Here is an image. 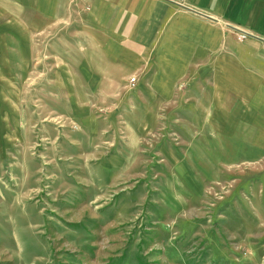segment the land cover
<instances>
[{
    "label": "rangeland",
    "instance_id": "rangeland-1",
    "mask_svg": "<svg viewBox=\"0 0 264 264\" xmlns=\"http://www.w3.org/2000/svg\"><path fill=\"white\" fill-rule=\"evenodd\" d=\"M76 48L48 36L26 70L0 62V264H264L244 127L218 137L195 109L151 125L127 83L77 77Z\"/></svg>",
    "mask_w": 264,
    "mask_h": 264
},
{
    "label": "crops",
    "instance_id": "crops-1",
    "mask_svg": "<svg viewBox=\"0 0 264 264\" xmlns=\"http://www.w3.org/2000/svg\"><path fill=\"white\" fill-rule=\"evenodd\" d=\"M0 16V62L22 72L64 34L77 77L105 93L127 83L147 97L149 124L206 111L213 134L244 127L264 152V0H0Z\"/></svg>",
    "mask_w": 264,
    "mask_h": 264
},
{
    "label": "built area",
    "instance_id": "built-area-1",
    "mask_svg": "<svg viewBox=\"0 0 264 264\" xmlns=\"http://www.w3.org/2000/svg\"><path fill=\"white\" fill-rule=\"evenodd\" d=\"M247 35H248L247 33L243 32V33H241V34L239 35V39H240V40H243V39H245V38L247 37ZM136 81H137L136 77L133 76V77L130 79V85L134 86Z\"/></svg>",
    "mask_w": 264,
    "mask_h": 264
}]
</instances>
